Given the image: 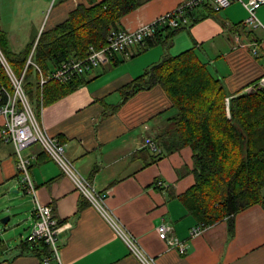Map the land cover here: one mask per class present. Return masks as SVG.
Segmentation results:
<instances>
[{"label":"crops","instance_id":"1","mask_svg":"<svg viewBox=\"0 0 264 264\" xmlns=\"http://www.w3.org/2000/svg\"><path fill=\"white\" fill-rule=\"evenodd\" d=\"M92 1L101 0H0V30L7 34L10 49L18 52L33 46L43 30L64 21L78 5L89 6ZM181 1L138 0L139 5L124 14L116 28L134 29ZM10 3L12 11L8 12ZM193 14L192 23L171 34L159 27V42L136 43L84 73L80 83L61 97L34 103L49 133L66 141L67 155L78 170L106 193L105 207L156 264H264V207L259 203L238 211L231 229L229 218H223L190 236V227L199 221L184 200L196 182L192 148L159 154L146 144L147 137L159 140L167 119L175 114L172 99L159 83L127 97L123 92L165 54L177 55L189 48L197 51L232 93L261 79L264 4L257 9L259 26L245 23L248 10L241 1L220 11L206 3ZM3 122L0 115V208L6 202L14 211L21 210L17 224L23 223L28 235L35 222L33 196L19 180L14 145L1 137ZM27 151L37 156L31 173L38 197L53 207L61 224L64 264H142L38 143ZM8 217L4 222L11 220ZM163 222L170 223L174 235L186 242L185 252L160 237L157 227ZM26 237L16 244L0 239V264H42L41 254Z\"/></svg>","mask_w":264,"mask_h":264},{"label":"trees","instance_id":"2","mask_svg":"<svg viewBox=\"0 0 264 264\" xmlns=\"http://www.w3.org/2000/svg\"><path fill=\"white\" fill-rule=\"evenodd\" d=\"M91 3L78 5L68 18L40 34L34 60L46 73L70 57L83 56L89 45L104 44L120 18L139 5L138 0ZM163 27L169 34L179 29ZM158 32L147 38L144 46L159 42ZM0 47L20 75L32 44L12 51L7 34L0 30ZM80 78L81 75L68 82H47L43 103L74 89ZM0 81L12 89L1 61ZM157 83L166 90L176 109L158 135L159 154L184 146L192 148L196 182L186 191L184 200L199 221L211 224L229 218L231 229L238 211L256 203L264 207V85L260 79L232 93L197 51L189 48L177 55L165 54L125 86L123 92L127 97ZM24 87L32 102L40 101L38 73L33 66L27 71ZM33 250L42 254L46 246L40 241Z\"/></svg>","mask_w":264,"mask_h":264},{"label":"built area","instance_id":"3","mask_svg":"<svg viewBox=\"0 0 264 264\" xmlns=\"http://www.w3.org/2000/svg\"><path fill=\"white\" fill-rule=\"evenodd\" d=\"M235 1H241L248 10V16L245 19L246 24L262 25L257 15V9L264 4V0H183L175 8L159 15L150 22L140 24L134 29L112 28L104 44L100 46L89 45L83 56L70 57L47 73L34 60L40 35L33 44L20 75L13 70L0 47V61L8 74L13 89L11 91L0 81V99L3 101L0 105V115L4 117L1 137L4 141L14 145L19 180L25 191L33 196L35 222L26 240L32 245L40 241L45 244L46 251L41 254L42 264H64V261L60 244V221L54 216L53 207L40 201L37 186L32 177L31 166L36 161L37 156L36 153L27 151V149L33 143H38L58 163L62 171L71 178L77 189L123 237L142 264H156V262L153 257L144 253L137 239L129 235L112 212L105 207L106 193L99 191L90 179L78 170L73 160L67 155L66 141L58 135L50 134L40 120L38 111L24 87V78L29 67L33 66L38 73L40 102L43 103V88L47 82L51 80L68 82L101 64H106L116 53L127 51L136 43H144L147 38L154 35L159 27L181 28L189 25L195 18L194 9L200 5L207 3L214 10L220 11ZM253 51L257 52L256 47H253ZM260 81L264 85V74ZM227 100L229 103V98ZM146 144L152 151L161 152V148L151 137L146 138ZM206 226L207 223L204 221H198L190 227V236L200 234ZM157 230L160 237L165 239L170 246L176 247L180 252L186 251V242L174 235L173 226L170 223H161Z\"/></svg>","mask_w":264,"mask_h":264},{"label":"rangeland","instance_id":"4","mask_svg":"<svg viewBox=\"0 0 264 264\" xmlns=\"http://www.w3.org/2000/svg\"><path fill=\"white\" fill-rule=\"evenodd\" d=\"M12 11V5L8 6V12ZM19 74V72H18ZM9 87L11 88L10 84ZM13 91V89H11ZM34 106L36 107V104L33 101ZM21 198V197H20ZM12 201V200H10ZM3 208H0V239H4L6 243L10 244H16L20 243L22 239H25L27 236V229L26 226H23L22 224H17L21 217V210L20 211H14V209L11 207L12 205L9 203H3ZM18 205H23V202L21 200H18ZM15 208V206H14ZM4 210V213H2ZM11 215V220L7 222H4V218L6 216ZM7 224V225H6Z\"/></svg>","mask_w":264,"mask_h":264},{"label":"water","instance_id":"5","mask_svg":"<svg viewBox=\"0 0 264 264\" xmlns=\"http://www.w3.org/2000/svg\"><path fill=\"white\" fill-rule=\"evenodd\" d=\"M8 218H9V217H8V216H6V217L4 218V221H7V220H8Z\"/></svg>","mask_w":264,"mask_h":264}]
</instances>
